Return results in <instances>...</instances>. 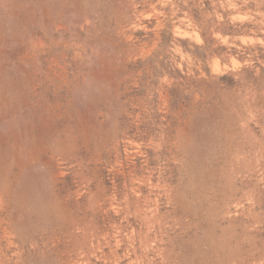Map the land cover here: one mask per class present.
Masks as SVG:
<instances>
[{
  "label": "rangeland",
  "instance_id": "374dc122",
  "mask_svg": "<svg viewBox=\"0 0 264 264\" xmlns=\"http://www.w3.org/2000/svg\"><path fill=\"white\" fill-rule=\"evenodd\" d=\"M0 264H264V0H0Z\"/></svg>",
  "mask_w": 264,
  "mask_h": 264
}]
</instances>
